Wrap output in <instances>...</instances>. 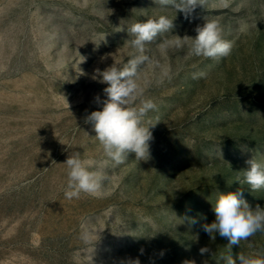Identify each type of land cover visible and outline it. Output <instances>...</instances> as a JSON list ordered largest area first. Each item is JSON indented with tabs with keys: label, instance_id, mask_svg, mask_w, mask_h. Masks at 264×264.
Listing matches in <instances>:
<instances>
[{
	"label": "rangeland",
	"instance_id": "rangeland-1",
	"mask_svg": "<svg viewBox=\"0 0 264 264\" xmlns=\"http://www.w3.org/2000/svg\"><path fill=\"white\" fill-rule=\"evenodd\" d=\"M160 15L175 19L147 45L159 62L144 68L145 98L157 105L148 118L159 121L149 159L129 154L115 165L85 123L108 86L91 77L126 63L128 27ZM204 16L234 41L229 56L161 54L172 35L195 37ZM242 21L250 28L241 33ZM73 151L103 171L110 195L65 198ZM252 158L264 163V0H207L187 17L156 0H0V264H86L89 255L93 264H226L264 251V233L230 249L202 227L214 221L219 193L241 188L264 208V189L243 182ZM84 228L99 230L87 245ZM204 246L211 252L201 256Z\"/></svg>",
	"mask_w": 264,
	"mask_h": 264
},
{
	"label": "clouds",
	"instance_id": "clouds-1",
	"mask_svg": "<svg viewBox=\"0 0 264 264\" xmlns=\"http://www.w3.org/2000/svg\"><path fill=\"white\" fill-rule=\"evenodd\" d=\"M156 3L166 7L171 6L176 13H183L185 17L191 15L198 7L204 8L207 0H156ZM222 7L229 6V0H219ZM174 19L166 15L156 18H148L144 21L132 23L128 27L130 39L126 43L134 49L126 63L120 65L116 61L103 71L94 69L93 80L108 85L103 89L106 99L103 100L102 110L92 111L85 117V123L93 126L95 137L102 146L103 155L119 165L125 162L129 154H134L137 160L149 159V141L153 139L151 127L156 123L148 118V113L155 111L157 105L145 98V85L149 83L144 75L146 66H159V62L152 59L146 53L147 45L151 44L162 32H169L174 27ZM203 25L195 28V37L185 34L183 37L172 35L158 45L161 54H165L169 48H187L186 58L203 57L219 59L231 54L234 41L227 39L225 29L218 19L203 17ZM250 28L246 21H242L238 29L244 32ZM112 56L108 53L102 59ZM82 57V56H81ZM82 57L80 62L84 61ZM79 62V63H80ZM169 69H164L163 75L168 76ZM87 75L78 68V76ZM100 102L99 97L96 98ZM147 118V126L145 120ZM61 143V142H60ZM55 162V161H53ZM56 163V162H55ZM67 169V183L64 188L66 199H79L81 194H87L96 198L107 197L110 192L103 188L105 179L101 169L96 168L92 161L81 158V153L73 151L63 163ZM248 167L241 170L243 182L250 186L252 191L264 189V163L255 158L246 161ZM230 165V164H229ZM215 219L211 223H205L203 230L211 240L220 237L227 238L228 247L239 245L248 241L258 232L264 233V208L257 204L254 208L244 199L242 189L219 193L213 206ZM195 223L193 219L191 221ZM90 228H84L81 240L87 245L92 235H97ZM198 239V238H197ZM143 250H141L142 252ZM211 249L207 246L199 249V254H209ZM226 264H264V251L252 253H238L236 258L231 255L223 258ZM86 264H93L89 255ZM129 264H140L139 259L130 260ZM182 264H196V261L185 259ZM206 264V262H205Z\"/></svg>",
	"mask_w": 264,
	"mask_h": 264
}]
</instances>
